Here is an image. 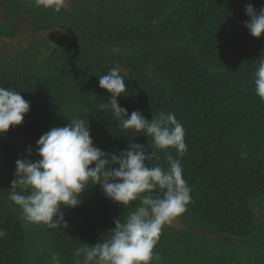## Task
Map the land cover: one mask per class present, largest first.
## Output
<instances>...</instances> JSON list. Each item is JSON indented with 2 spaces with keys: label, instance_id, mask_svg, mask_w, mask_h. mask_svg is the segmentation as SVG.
Masks as SVG:
<instances>
[{
  "label": "trees",
  "instance_id": "obj_1",
  "mask_svg": "<svg viewBox=\"0 0 264 264\" xmlns=\"http://www.w3.org/2000/svg\"><path fill=\"white\" fill-rule=\"evenodd\" d=\"M264 0H71L60 12L34 0H0V37L28 19L34 32L51 34L0 60V87L30 102L22 124L0 137V190H9L17 159H38L39 137L72 118L89 123L95 146L119 155L129 142L155 151L151 138L122 130L98 78L120 69L128 95L121 107L151 120L161 111L184 126L180 157L191 201L183 228L165 225L153 264H264V103L253 77L264 58V33L249 35L245 6ZM104 105L101 108V105ZM32 156L27 157V150ZM175 156V150L169 149ZM159 163L167 168L163 152ZM81 203L62 209L68 228L23 220L0 195V264H73L83 244L110 238L139 201L121 207L99 184ZM55 219V217H54Z\"/></svg>",
  "mask_w": 264,
  "mask_h": 264
},
{
  "label": "clouds",
  "instance_id": "obj_2",
  "mask_svg": "<svg viewBox=\"0 0 264 264\" xmlns=\"http://www.w3.org/2000/svg\"><path fill=\"white\" fill-rule=\"evenodd\" d=\"M34 3L60 12L64 0ZM245 14L249 19L243 22L244 27L250 36L259 38L264 33V6L257 12L249 3ZM253 85L255 95L264 103V58L255 69ZM98 86L111 96L108 101L118 127L133 130L135 136L150 137L155 151L146 152L144 146L131 141L119 155L107 153L95 146L88 121L72 118L65 126L53 127L39 137L35 147L38 159L16 160L10 189L0 190V195L6 193L25 222L48 229L68 228L62 209L77 207L90 182L91 186L99 184L105 197L121 207L138 200L139 206L123 222L114 220L110 238L76 248L73 264H153L159 260L153 249L162 228L183 214L191 201V187L183 178L180 160L187 152L185 129L171 112L161 111L151 120L139 110L129 115L117 99L128 95L118 67L100 76ZM29 111L30 102L20 92L0 87V137L10 126L22 124ZM169 149L175 150V156ZM161 151L167 168L156 163ZM31 156L29 148L27 157ZM4 236L0 230V238ZM51 259L59 264L58 256Z\"/></svg>",
  "mask_w": 264,
  "mask_h": 264
},
{
  "label": "rangeland",
  "instance_id": "obj_3",
  "mask_svg": "<svg viewBox=\"0 0 264 264\" xmlns=\"http://www.w3.org/2000/svg\"><path fill=\"white\" fill-rule=\"evenodd\" d=\"M71 0H64L63 6L69 7ZM3 21V16L0 11V23ZM51 34L48 31L34 32L30 26L28 19L22 20L15 29V33L10 38L0 37V60L10 58L14 53L22 50L23 48L43 39L45 36ZM178 229L183 228L182 216L176 217L171 224Z\"/></svg>",
  "mask_w": 264,
  "mask_h": 264
}]
</instances>
